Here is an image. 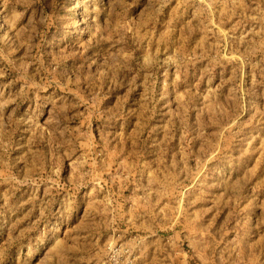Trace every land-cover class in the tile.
Masks as SVG:
<instances>
[{
	"label": "rangeland",
	"instance_id": "1",
	"mask_svg": "<svg viewBox=\"0 0 264 264\" xmlns=\"http://www.w3.org/2000/svg\"><path fill=\"white\" fill-rule=\"evenodd\" d=\"M264 264V0H0V264Z\"/></svg>",
	"mask_w": 264,
	"mask_h": 264
},
{
	"label": "built area",
	"instance_id": "2",
	"mask_svg": "<svg viewBox=\"0 0 264 264\" xmlns=\"http://www.w3.org/2000/svg\"><path fill=\"white\" fill-rule=\"evenodd\" d=\"M111 251V264H125L123 262L120 261V257H121V254H120V250L117 249V248H111L110 249ZM132 262H128L127 264H131Z\"/></svg>",
	"mask_w": 264,
	"mask_h": 264
}]
</instances>
